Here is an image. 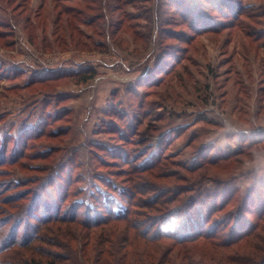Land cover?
I'll use <instances>...</instances> for the list:
<instances>
[{"label":"rangeland","instance_id":"rangeland-1","mask_svg":"<svg viewBox=\"0 0 264 264\" xmlns=\"http://www.w3.org/2000/svg\"><path fill=\"white\" fill-rule=\"evenodd\" d=\"M0 33V264L264 261V0H0Z\"/></svg>","mask_w":264,"mask_h":264},{"label":"trees","instance_id":"trees-1","mask_svg":"<svg viewBox=\"0 0 264 264\" xmlns=\"http://www.w3.org/2000/svg\"><path fill=\"white\" fill-rule=\"evenodd\" d=\"M92 22V21H91ZM0 34H3V33H0ZM83 74V73H82ZM95 76H96V72L94 71V70H90V72H88V74H84V77H83V79L81 80V82L82 83H85V82H87V81H89V80H92V79H94L95 78ZM150 169H152V168H149V169H147V170H150ZM136 170V169H135ZM145 170V169H144ZM137 172H138V170H136ZM166 193V192H165ZM165 193H163V194H165ZM163 194H161L160 193V195H163ZM68 198V193H65V195H64V198H62V201H63V203H64V201H66V199ZM167 201H168V199H167ZM137 202V201H136ZM128 204H130V206L131 205H133L134 204V201H132V203H128ZM137 204V203H136ZM214 208H216V207H213V209ZM215 210V209H214ZM127 213H126V215L123 217V216H120V218L121 219H123V220H125L124 218H126L127 216H129L132 212H131V210L129 209V210H127L126 211ZM60 217H55V218H52L51 216L50 217H48L47 219H45L43 222L44 223H46V224H48L50 221H54V222H57V221H60V219H59ZM74 218H76V216L74 217ZM108 218H110V217H108ZM208 221L209 220H207V221H205V223H203V224H205V226H206V223H208ZM199 222V221H198ZM198 224V223H197ZM200 224H202L201 223V221H200ZM204 228V227H203ZM165 230H164V233L163 234H166L165 236H167L168 238H172V239H174L175 240V238L176 239H180V241L179 242H192V241H196V240H198V239H201V238H203V239H210V234L212 235L213 233H210V232H208V233H205L203 230H201V228L199 227V224H198V227L196 228V230L194 231V229H192V230H189V231H187V233L186 232H182V235H183V237L184 238H177L175 235H174V232H172V230H173V228H169V227H165L164 228ZM37 231L39 232V229H37ZM169 232H171V233H169ZM144 234V233H143ZM148 234V233H147ZM147 234H145V235H147ZM163 234L161 235V236H163ZM249 234H250V232L248 231V232H246L244 235H242V236H240L239 238H237V239H235V240H233V239H228L226 242V244H228V245H231L232 243H234V242H237V241H240V240H242L243 238H247L248 236H249ZM11 237H12V235H11ZM208 237V238H207ZM13 238V241L15 240L14 239V236L12 237ZM12 238H11V240H12ZM30 239L26 242V241H23L24 243H25V245L27 246V243L28 242H31L30 244H29V246H31V244H33L34 242H35V240H36V237L34 236L33 238L32 237H29ZM15 242H18V240L17 241H15ZM14 242V243H15ZM22 242V243H23ZM14 243H13V247H14ZM17 245V244H16ZM19 245V244H18ZM21 245V244H20ZM34 264H59L58 263V261H56L55 259H47L46 260V262H35ZM260 264H264V261L263 262H261Z\"/></svg>","mask_w":264,"mask_h":264},{"label":"clouds","instance_id":"clouds-1","mask_svg":"<svg viewBox=\"0 0 264 264\" xmlns=\"http://www.w3.org/2000/svg\"><path fill=\"white\" fill-rule=\"evenodd\" d=\"M256 158L261 165H264V152L257 153Z\"/></svg>","mask_w":264,"mask_h":264}]
</instances>
